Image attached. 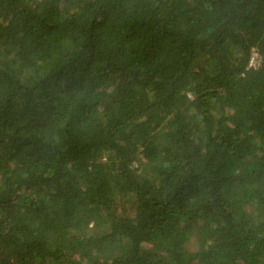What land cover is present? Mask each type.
I'll return each instance as SVG.
<instances>
[{
	"label": "trees",
	"instance_id": "trees-1",
	"mask_svg": "<svg viewBox=\"0 0 264 264\" xmlns=\"http://www.w3.org/2000/svg\"><path fill=\"white\" fill-rule=\"evenodd\" d=\"M0 264H264V0H0Z\"/></svg>",
	"mask_w": 264,
	"mask_h": 264
},
{
	"label": "built area",
	"instance_id": "built-area-1",
	"mask_svg": "<svg viewBox=\"0 0 264 264\" xmlns=\"http://www.w3.org/2000/svg\"><path fill=\"white\" fill-rule=\"evenodd\" d=\"M259 61H260L259 55L255 51H252L248 66L249 67H256L259 65Z\"/></svg>",
	"mask_w": 264,
	"mask_h": 264
}]
</instances>
